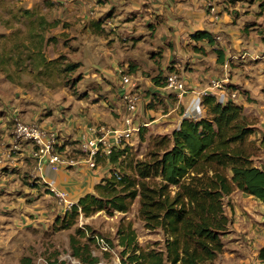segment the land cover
<instances>
[{"label": "rangeland", "instance_id": "obj_1", "mask_svg": "<svg viewBox=\"0 0 264 264\" xmlns=\"http://www.w3.org/2000/svg\"><path fill=\"white\" fill-rule=\"evenodd\" d=\"M17 1L0 0V47L4 49H10L14 43L23 42L27 38L29 23L21 16L24 4ZM176 2L177 0H94L92 3L64 0L54 4L36 2L32 8L37 13L44 14L50 21L59 22L44 33L46 39L51 36L53 39H47L43 43V51L48 59L57 58L60 66L53 67L50 76H43L46 81L44 83L36 81L28 72L14 73L12 67L7 69L8 73L0 70V108L10 107V91L17 89V86H23V90L36 93V98L42 102L39 108L49 114L54 113L57 116L61 112L66 113L65 116H71L75 124L80 115L87 113L88 116L93 112L98 117L92 123L94 126L104 124L113 128L110 120L117 121L124 115L114 109L115 105L123 104L118 95L119 79L123 74L129 75L132 79V91L140 94L135 114L140 130L121 146L127 148V159L123 164L129 170L130 165L126 163L145 158L151 149L158 146L156 142L160 137L171 136L172 130L181 119V101L173 94L162 93L163 88H159V92L155 91L153 80L163 83L166 74L175 71L186 79L190 76V81L199 72L194 66L202 69L200 60L195 63L198 59L192 57L193 51L203 50L202 48L189 47L186 57L182 61L176 60L175 47L171 41L165 42L164 36H158L160 32L167 33L170 30L168 20L180 17L186 10L190 11L184 9V13H178ZM187 3L194 7L190 0ZM64 28L65 31H61ZM83 49H90L92 58H96L103 65L100 71L92 69L98 72L95 77L84 76L87 70L81 63ZM190 51L192 53L189 55ZM115 58L118 63L109 66ZM69 62H80L81 65L77 70L70 71L66 69ZM79 74L81 77L77 79ZM68 112L71 114L68 115ZM88 132L86 129L85 134ZM253 133L247 141L253 146L249 147L253 152L252 162L258 166L264 165V152L258 148L259 138ZM71 143V153H62L66 159L73 158L76 161L74 166L66 169L71 177L73 175L70 169L74 171L73 178L80 176L79 169L83 164H86L85 167L92 174L100 173L102 177L108 175L109 170L114 167L106 162L107 157L103 154L97 155V166L90 167L80 151L79 140H72ZM75 180L78 183L82 179L76 177ZM235 194L244 193L234 190L225 198L226 213L233 205L231 200ZM25 196L14 210H10L8 205L9 194L0 201V264H58L61 260L66 264H79L71 255L69 245L70 235L75 234L77 227L86 232V237H82V240L95 236L96 240L90 241V247L92 253L99 256L98 264H135L128 261V253L120 255L122 246L118 244L116 233L120 224H130L139 247L163 246L161 230L145 228L139 218L137 198L125 213L113 211L109 214L100 210L86 217L80 215L74 226L61 229L59 220L56 219H60L65 211L51 191L43 186ZM97 238L108 243L107 250L101 248ZM217 259L218 256L206 264H217Z\"/></svg>", "mask_w": 264, "mask_h": 264}, {"label": "trees", "instance_id": "obj_2", "mask_svg": "<svg viewBox=\"0 0 264 264\" xmlns=\"http://www.w3.org/2000/svg\"><path fill=\"white\" fill-rule=\"evenodd\" d=\"M21 12L29 23L27 38L10 49L0 47V70L8 73L7 69L12 67L14 73L28 72L44 83L43 76H50L53 67L60 66L57 58L48 59L44 54L43 43L53 39L52 36L46 39L44 33L59 22L48 20L34 8L22 7ZM190 37L209 44L214 42V36L207 30H195ZM214 51L221 62L220 51ZM80 65L69 62L66 69L75 71ZM80 77L79 74L77 79ZM153 81L156 86H164L165 81ZM202 105L203 115L181 118L171 136L160 137L158 146L145 158L126 163L129 170L123 164L127 148L114 149L106 159L114 167L95 184L93 192L80 196L56 219L59 228H70L80 215L86 217L100 210L125 213L137 198L139 218L145 228L161 230L163 246L139 247L130 224H120L116 233L122 246L121 256L128 253V261L135 264L213 261L223 251L222 237L230 224L225 198L239 190L264 203V165L252 162L249 147L253 146L247 141L255 129L240 105L232 100L219 102L213 93L202 97ZM258 148L264 152V133L259 137ZM82 237H86V232L79 227L70 235L71 255L79 264H98L99 256L90 247L95 236L84 240ZM258 257L264 260V246L259 248ZM58 264L66 262L61 260Z\"/></svg>", "mask_w": 264, "mask_h": 264}, {"label": "crops", "instance_id": "obj_3", "mask_svg": "<svg viewBox=\"0 0 264 264\" xmlns=\"http://www.w3.org/2000/svg\"><path fill=\"white\" fill-rule=\"evenodd\" d=\"M18 1L27 9H31L36 2L45 1L47 4L64 2V0ZM92 1L94 0L88 2L92 3ZM187 1L177 0L176 10L178 13H184V9L190 11L186 10L180 17L168 20L170 30L158 34L164 36L165 42L171 41L175 47L176 60L182 61L189 47L198 46L203 49L193 51L194 56H192L198 59L195 63L200 60L202 69L194 66L199 72L193 80H188L190 76L187 79L182 77L187 84V92L180 100L182 105L186 104L195 93L209 87L211 80H217L223 88L236 93L232 101L243 108L248 122L255 129L253 135L259 138L264 133V0H209L208 2L190 0L196 2L194 7L189 6ZM210 4L216 9V19L211 16L208 7ZM195 30L209 31L214 36L213 44L195 41L189 37ZM61 31H65V28ZM215 49L220 51L221 62L217 60ZM89 51L90 49H83L81 63L87 70L84 76L95 77L98 72L92 69L100 71L103 65L101 66L96 58H92ZM191 53L192 51L188 54ZM117 63L115 58L111 60L109 66ZM17 87V89L12 87L10 91V107L0 108V196H2L0 201L9 194L10 210H14L20 204V199L33 190H40L43 186L49 190L35 171V160L30 155V144L25 141L15 142L13 139L11 128L14 117L25 122H38L46 129L56 130L57 147L61 154L71 153L69 152L73 147L71 141L80 140L85 130L93 126L92 123L98 119L97 115L91 112L88 116L87 113L80 115L73 124L71 116H65L66 113L61 112L56 116L54 113L43 111V108H39L42 102L36 98V93L23 90L21 88L23 86ZM27 88L31 89L30 86ZM159 88L162 87L156 86L155 91L159 92ZM162 93L168 94L165 91ZM118 95L120 96V93ZM120 101L122 102L121 99ZM114 109L124 114L123 104L115 105ZM70 114L68 112V115ZM122 116L117 119L119 122L111 119L113 125L111 127L121 126ZM57 121L60 122L56 124ZM71 128L72 132H70ZM85 165L83 164L79 169L81 175L73 178L72 169H70L73 175L71 177L67 170L52 171L44 161L42 174L53 180L57 187L66 190L72 200L77 201L83 194L93 192L95 184L102 178L100 173L92 174ZM76 177H81L82 180L77 183ZM231 203L233 205L227 211L230 224L227 233L222 237L224 247L216 263L264 264V260L258 257L259 248L264 246V203L246 194H235Z\"/></svg>", "mask_w": 264, "mask_h": 264}, {"label": "built area", "instance_id": "obj_4", "mask_svg": "<svg viewBox=\"0 0 264 264\" xmlns=\"http://www.w3.org/2000/svg\"><path fill=\"white\" fill-rule=\"evenodd\" d=\"M79 1L88 2L89 0ZM208 7L211 16L216 19L217 13L215 7L211 4ZM164 81L163 90L182 100L187 92L185 80L177 72L172 71L166 74ZM131 82L132 79L129 75L123 74L120 76L119 97L124 105L121 126L110 128L104 124L93 125L88 128V134L84 133L80 137V151L84 154L83 158L90 167L97 166L96 158L98 154L108 157L114 149L121 147L125 142H129L139 132L140 126L135 119V114L138 110L140 94L132 91ZM207 93L215 94L219 102H226L236 97L235 92L223 88L217 80H211L209 87L195 93L186 104H183L181 118L195 119L203 115L202 97ZM11 133L15 142L25 141L30 144V155L35 160V171L44 184L47 185L63 210L70 209L76 201L71 199L66 190L57 187L53 180L44 177V174H42V164L44 161L55 172H63L68 169V166H74L76 163L73 158L66 159L58 149L57 131L46 129L37 123L25 122L14 117ZM97 239L101 248L107 250L108 243L103 241L102 238Z\"/></svg>", "mask_w": 264, "mask_h": 264}]
</instances>
